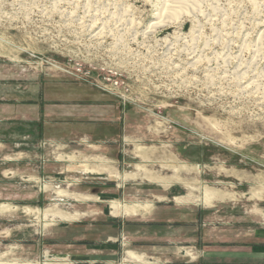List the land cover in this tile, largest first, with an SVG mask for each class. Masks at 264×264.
<instances>
[{"label": "rangeland", "instance_id": "1", "mask_svg": "<svg viewBox=\"0 0 264 264\" xmlns=\"http://www.w3.org/2000/svg\"><path fill=\"white\" fill-rule=\"evenodd\" d=\"M162 3L0 0V264H199L264 240V0H196L152 27ZM105 121L124 160L93 143ZM112 201L151 208L115 218Z\"/></svg>", "mask_w": 264, "mask_h": 264}, {"label": "bare ground", "instance_id": "2", "mask_svg": "<svg viewBox=\"0 0 264 264\" xmlns=\"http://www.w3.org/2000/svg\"><path fill=\"white\" fill-rule=\"evenodd\" d=\"M38 1V0H37ZM62 1V0H61ZM78 1V0H76ZM84 1V0H83ZM87 1V0H85ZM66 2V1H65ZM196 2V0H163V6H162V9H160V12L158 13V18L159 20L157 22H154L151 24L152 27H162V26H165L167 24H170L169 22H167L168 20L170 21L169 17H173V16H176V15H179L181 16L182 12L186 13L187 11H189L191 9V7L193 5H195L194 3ZM54 3V2H52ZM71 3V2H70ZM81 3V2H80ZM83 3V2H82ZM254 3V2H253ZM62 4V3H61ZM68 4V3H67ZM66 4V5H67ZM75 4V3H74ZM79 4V3H78ZM197 4H200V2L198 1ZM57 5V4H56ZM69 5V4H68ZM73 5V3H72ZM113 5V4H112ZM256 5V4H255ZM86 6V5H85ZM67 7V6H66ZM78 7H80L78 5ZM99 7V6H98ZM103 7V6H102ZM113 7V6H112ZM126 7V6H125ZM159 7V6H158ZM200 7V6H199ZM101 8V7H99ZM116 8V7H115ZM77 9V8H76ZM103 9V8H102ZM118 9V8H117ZM123 9V8H122ZM195 9V8H194ZM193 9V10H194ZM213 9V8H212ZM85 10V9H84ZM120 10V9H118ZM192 10V9H191ZM192 10V12H193ZM196 10V9H195ZM199 10V9H198ZM197 10V12H198ZM218 10V9H217ZM65 11V10H64ZM102 11V10H100ZM123 11V10H122ZM60 12V11H59ZM58 12V13H59ZM62 12V11H61ZM76 12V11H75ZM97 11H95L96 13ZM111 12V11H109ZM115 12V11H114ZM113 14H109L110 16L106 19L107 21L108 20H112V21H117V22H121L123 20H125L126 16H128V13L127 15H125L123 12H118V13H114ZM68 13V12H67ZM91 13V12H90ZM90 13H89V16H90ZM126 13V12H125ZM184 13V15H185ZM191 13V11H190ZM195 13V12H194ZM218 13V12H217ZM77 14V13H76ZM86 14V13H85ZM88 14V13H87ZM103 14V13H101ZM157 14V13H156ZM181 14V15H180ZM188 14V13H186ZM192 14V13H191ZM209 14V13H208ZM63 15V14H62ZM61 15V16H62ZM82 15V14H81ZM197 15V14H196ZM201 15V14H200ZM75 16V15H74ZM101 16V15H100ZM73 17V16H72ZM79 18V16H77ZM96 17V15H95ZM194 17V15H193ZM192 17V18H193ZM196 17V16H195ZM70 18V17H69ZM75 18V17H74ZM92 18V16H91ZM101 18L100 20H104L102 22H106L103 17H99ZM130 18V17H128ZM174 18V17H173ZM83 19V18H82ZM81 19V20H82ZM86 19V18H85ZM190 19V17H189ZM71 20V19H69ZM80 20V21H81ZM127 20V19H126ZM131 20V19H130ZM176 20V19H175ZM192 20V19H191ZM194 20V19H193ZM192 20V21H193ZM263 20V19H262ZM95 21V20H94ZM197 21V20H195ZM72 22V21H71ZM69 21V23H71ZM84 22V20H83ZM111 22V21H110ZM124 22V21H123ZM194 22V21H193ZM264 22V21H263ZM73 23V22H72ZM86 23V22H85ZM97 23H100V22H97ZM258 23V22H257ZM119 24V23H118ZM123 24V23H122ZM126 24V23H125ZM199 24V23H198ZM210 24V23H209ZM111 25V24H110ZM120 25V24H119ZM131 25V24H130ZM94 27V26H93ZM169 27V26H168ZM82 28V27H81ZM194 28V27H193ZM217 28V27H216ZM91 29V28H90ZM137 29V28H136ZM150 29V27H149ZM153 29V28H152ZM113 30V29H112ZM191 30V29H190ZM193 30V29H192ZM84 31V30H83ZM174 31V30H173ZM92 32V31H91ZM98 32V31H97ZM177 32V31H176ZM192 32V31H190ZM262 32L264 33V31L262 30ZM102 33V32H101ZM107 33V32H106ZM118 33V32H117ZM116 33V34H117ZM188 33V32H187ZM92 34V33H91ZM97 34V33H96ZM189 34V33H188ZM260 34H261V31H260ZM109 35V34H108ZM248 35V34H247ZM263 35V34H261ZM261 35H260V38H261ZM88 36V35H87ZM191 36V35H190ZM165 38V37H164ZM97 40V39H96ZM185 40V39H184ZM116 41V40H115ZM231 41V40H230ZM259 41V40H258ZM103 42V41H102ZM134 42V41H133ZM188 43V42H187ZM178 45V44H176ZM150 47V46H149ZM169 48V46H168ZM182 48V47H181ZM185 51V50H184ZM241 52V51H240ZM243 52V51H242ZM205 53V52H204ZM238 55V52L236 53ZM229 55V54H228ZM230 56V55H229ZM228 56V57H229ZM137 57V56H136ZM178 57V56H177ZM206 58V57H205ZM208 58V57H207ZM231 58V56H230ZM233 58H234V55H233ZM238 58V57H237ZM222 59V58H221ZM227 59V58H226ZM236 60V59H235ZM230 61V60H229ZM228 61V62H229ZM180 62V61H179ZM184 62V61H183ZM196 62V61H195ZM200 63V62H199ZM176 64V63H175ZM191 64V63H190ZM195 64V63H194ZM193 64V66H194ZM198 64V63H197ZM196 64V65H197ZM121 66V65H120ZM164 66V65H163ZM189 67V66H188ZM192 67V66H191ZM190 67V68H191ZM199 67V66H198ZM183 68V67H182ZM239 66L236 67V72H235V79L237 80V82L239 84H244L245 82L242 81V79L246 78L247 77V70H239L238 69ZM120 69V68H119ZM181 69V68H180ZM221 69V68H220ZM247 69V68H246ZM256 69V68H254ZM183 72V71H182ZM223 74V73H222ZM185 76V75H184ZM255 76V75H254ZM165 77V76H164ZM258 77H260V75H258ZM233 78V77H232ZM252 78V77H251ZM230 79V78H229ZM255 79V77L253 78ZM259 79V78H258ZM262 79V78H261ZM166 80V79H165ZM247 80V79H246ZM251 80V79H249ZM257 80V78H256ZM235 81V80H234ZM242 81V82H241ZM260 81V79L258 80V82ZM228 82V81H227ZM251 84H253V81L251 82H248L245 84V88L246 87H249ZM261 84V83H260ZM242 86V85H241ZM236 87V86H235ZM230 88V87H229ZM243 88V87H242ZM244 88V89H245ZM237 89V87H236ZM256 89V88H255ZM241 90V89H240ZM247 90V89H246ZM258 90V89H257ZM260 90V89H259ZM251 91V90H249ZM256 92H259V91H256ZM262 92V91H261ZM255 93V92H254ZM253 93V94H254ZM252 94V93H251ZM257 94V93H256ZM264 94V93H263ZM250 95V94H249ZM249 98V97H248ZM263 98V97H262ZM141 150V149H140ZM105 171H107L106 169H103ZM108 172V171H107ZM110 172V171H109ZM111 173V172H110ZM116 178H119V175H116ZM59 193V192H58ZM56 193V194H58ZM71 198L75 201H81V200H90L92 199L91 197L89 196H84V195H78V194H74L73 196L71 195ZM218 198V197H217ZM202 199H203V203L207 206H209L215 199H216V195L215 193H213L212 191H208V190H205V192L203 193V196H202ZM109 208H110V215L112 217H131V216H145L146 214H148V211L149 209L151 208L150 204H131V205H123V204H119L118 202H115V201H112L110 202V205H109ZM1 213L2 210H0ZM28 211V210H27ZM39 213V212H38ZM85 214H80V213H73V214H61L59 212H57L54 208H51V209H45L43 211V216L44 217H47V216H51V217H56L57 219L61 220V221H65V222H72V221H77L80 217H83ZM63 259V258H62ZM125 259L130 261V262H143L142 261V257L137 255L136 253L134 252H131V251H125ZM43 264H71V263H68V262H63L62 260H54V261H49V262H45Z\"/></svg>", "mask_w": 264, "mask_h": 264}, {"label": "crops", "instance_id": "3", "mask_svg": "<svg viewBox=\"0 0 264 264\" xmlns=\"http://www.w3.org/2000/svg\"><path fill=\"white\" fill-rule=\"evenodd\" d=\"M119 121V119H117ZM104 122L103 120L101 121V123ZM92 124H97V123H92ZM105 128L106 130H108V121H105V125H96L92 128H94L95 130L93 132H91V134H98V128L101 131V135L103 134V130H101V128ZM123 132L121 131L120 133H118L117 137H120L121 135H124V126L122 127ZM99 131V132H100ZM104 137V138H103ZM101 140H96L94 141V145L95 146H99L97 144H101V145H106V146H100L102 147V149L104 150V155L105 156H101L104 159H108L111 161H114L113 159L115 156L114 155H106V152H108L107 150L111 147L110 145H112L114 143L113 140H109V138L107 136H105L104 134L102 136H100ZM114 139V138H112ZM117 153L119 154L121 151L116 150ZM124 160L123 157V153L121 152V155L116 160ZM186 212H188L186 210ZM188 215H190L189 213H186ZM202 214V213H201ZM184 231H189V227H182V230L180 231V235H179V239L182 242H185L186 239H188V235L184 236ZM179 232V231H178ZM173 233V232H171ZM176 236V235H175ZM199 234L197 231V248L199 249H203L205 250L206 248L204 247V244L201 243L202 241V237L199 238ZM202 236V235H201ZM264 237V236H263ZM170 243H174L173 241L170 240H166L165 244H170ZM186 245H188V243H184ZM188 247H184V248H180L181 251L183 253H185V249H187ZM201 255H197L198 258L200 256V263L199 264H264V240H259L257 241V243H230L228 245L225 246V244H220L218 248H212V250H208L206 251L207 254L205 255V253L203 251Z\"/></svg>", "mask_w": 264, "mask_h": 264}, {"label": "water", "instance_id": "4", "mask_svg": "<svg viewBox=\"0 0 264 264\" xmlns=\"http://www.w3.org/2000/svg\"><path fill=\"white\" fill-rule=\"evenodd\" d=\"M246 159L249 160V161H252V162L255 163V164H259V161H257V160H252V159L249 158V157H246Z\"/></svg>", "mask_w": 264, "mask_h": 264}]
</instances>
